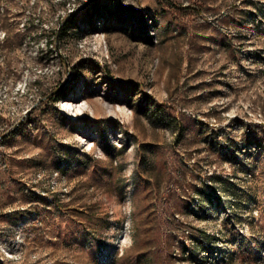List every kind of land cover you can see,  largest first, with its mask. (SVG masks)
Instances as JSON below:
<instances>
[{
  "label": "rangeland",
  "instance_id": "rangeland-1",
  "mask_svg": "<svg viewBox=\"0 0 264 264\" xmlns=\"http://www.w3.org/2000/svg\"><path fill=\"white\" fill-rule=\"evenodd\" d=\"M87 2L0 0V264H264V0Z\"/></svg>",
  "mask_w": 264,
  "mask_h": 264
},
{
  "label": "trees",
  "instance_id": "trees-1",
  "mask_svg": "<svg viewBox=\"0 0 264 264\" xmlns=\"http://www.w3.org/2000/svg\"><path fill=\"white\" fill-rule=\"evenodd\" d=\"M98 2H99V0H94L93 3H92V5H91V9H95L96 6H97V4H98ZM64 3H66V1H64ZM65 5H66V4H65ZM76 19H77V15L72 16V17H71V18L65 23V25L63 26V28H62V30H61L60 38H62V37H64V36L66 35L67 31H68L69 28H70V25H71L73 22H75ZM58 35H59V31L56 32V34H55V36H54V41H55V39H56V40L58 39ZM52 45H55V46H56V43L53 42ZM56 47H57V46H56ZM56 100L58 101V100H60V98H59V99H56ZM172 221H173V220H172ZM172 225L175 226L174 222L172 223Z\"/></svg>",
  "mask_w": 264,
  "mask_h": 264
},
{
  "label": "water",
  "instance_id": "water-1",
  "mask_svg": "<svg viewBox=\"0 0 264 264\" xmlns=\"http://www.w3.org/2000/svg\"><path fill=\"white\" fill-rule=\"evenodd\" d=\"M93 1H94V0H88V2L85 4V6H82L81 8H78L77 10H74V11H72V12L69 13V16L64 20V22H63V23L61 24V26H60V29H59V35H58V40H59L60 33H61V30H62L63 26H64L65 23L71 18V16H72L73 14H75L76 12H78V11H80V10H82V9H84V8H87V7H89L90 5H92Z\"/></svg>",
  "mask_w": 264,
  "mask_h": 264
}]
</instances>
